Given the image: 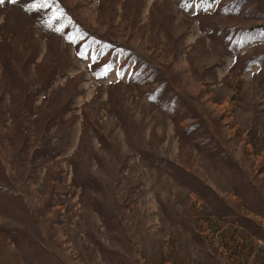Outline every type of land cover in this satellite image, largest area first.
I'll use <instances>...</instances> for the list:
<instances>
[{
	"label": "rangeland",
	"instance_id": "rangeland-1",
	"mask_svg": "<svg viewBox=\"0 0 264 264\" xmlns=\"http://www.w3.org/2000/svg\"><path fill=\"white\" fill-rule=\"evenodd\" d=\"M0 2V264H264V0Z\"/></svg>",
	"mask_w": 264,
	"mask_h": 264
},
{
	"label": "snow or ice",
	"instance_id": "snow-or-ice-1",
	"mask_svg": "<svg viewBox=\"0 0 264 264\" xmlns=\"http://www.w3.org/2000/svg\"><path fill=\"white\" fill-rule=\"evenodd\" d=\"M0 2H3V0H0ZM46 6H47V0H34V2L30 5L32 9H39L41 7H46Z\"/></svg>",
	"mask_w": 264,
	"mask_h": 264
}]
</instances>
